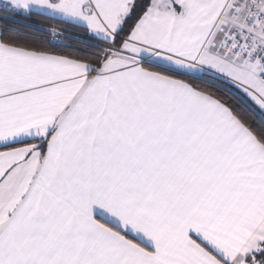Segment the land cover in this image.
Masks as SVG:
<instances>
[{
  "label": "snow or ice",
  "instance_id": "1",
  "mask_svg": "<svg viewBox=\"0 0 264 264\" xmlns=\"http://www.w3.org/2000/svg\"><path fill=\"white\" fill-rule=\"evenodd\" d=\"M0 20V264H264V0Z\"/></svg>",
  "mask_w": 264,
  "mask_h": 264
},
{
  "label": "trees",
  "instance_id": "2",
  "mask_svg": "<svg viewBox=\"0 0 264 264\" xmlns=\"http://www.w3.org/2000/svg\"><path fill=\"white\" fill-rule=\"evenodd\" d=\"M4 22L2 21V20H0V24H3ZM9 27H18L17 25H12V24H10L9 25ZM21 30H23V29H21Z\"/></svg>",
  "mask_w": 264,
  "mask_h": 264
}]
</instances>
